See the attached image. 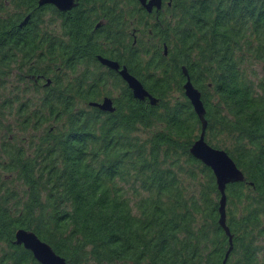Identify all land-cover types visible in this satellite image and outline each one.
<instances>
[{
	"label": "trees",
	"instance_id": "trees-1",
	"mask_svg": "<svg viewBox=\"0 0 264 264\" xmlns=\"http://www.w3.org/2000/svg\"><path fill=\"white\" fill-rule=\"evenodd\" d=\"M165 1L158 17L137 0H128L127 15L122 3H110L108 12L111 23L123 22L126 15L129 29L145 26L143 31L157 39L154 46L137 39L140 54H130L127 61L157 98L155 104L140 102L128 91L114 113L81 115L67 96L72 89L59 91L55 79L47 98L21 125L55 124L30 147L2 142L0 167L24 185L19 192L0 178V241L9 247L2 262L29 261V253L13 243L15 231L23 228L70 264L222 263L229 244L218 223L215 177L189 153L201 123L183 92L185 67L205 108L206 141L224 149L244 175L225 189L232 235L226 264H264V0ZM13 3L31 12L25 30L41 29L37 0ZM18 15L0 19V32L19 30ZM83 16L66 21L67 48L73 52L77 25L89 23ZM39 37L17 34L15 43L0 48L11 45L21 62L41 51L45 43L36 41ZM55 48L57 42H50V56ZM252 61L263 67L256 82L246 72ZM7 64L0 61V78ZM96 94L82 88L78 96L85 103ZM155 125L160 128L145 138L136 133L138 127ZM181 172L194 181L203 178L204 184L188 194ZM123 184L138 197V214Z\"/></svg>",
	"mask_w": 264,
	"mask_h": 264
},
{
	"label": "flooded vegetation",
	"instance_id": "flooded-vegetation-1",
	"mask_svg": "<svg viewBox=\"0 0 264 264\" xmlns=\"http://www.w3.org/2000/svg\"><path fill=\"white\" fill-rule=\"evenodd\" d=\"M137 1L139 6L147 14L153 15L154 12V17H158L160 14L157 12H163V4L168 3L165 0H160V6L158 8L153 7L150 12H147L140 4L139 0ZM114 2L122 3L127 15L128 0H72V6L66 10L58 9L55 4L51 2H45L42 5H39L37 0L35 5L36 9L40 10L39 12L43 20L48 14L50 16L49 24H57L58 27L56 32L49 30V28H44L43 25H46V23H43V25L42 23L40 24V30H25V28L29 26L31 12L27 9L28 11L26 12H21L23 10H20L19 13H16L15 8L11 14H19L16 17L20 22L18 25L19 30L15 27H12V29L2 30L0 32V46L2 43L6 45V42L15 43V37L17 34H36L40 36L36 39V41H43L45 45H42L41 51L38 50L37 54L33 57L30 59L26 58L21 62H16L18 60V55L19 57H21V55L18 54L16 49L11 47V45L0 48V61L5 59L8 62V64L3 67V76L6 77V73H13L14 76H16L18 72L21 79L25 80V82L33 88L35 93L39 94L38 96L41 101L47 98V89H53L55 86V79H57V88L59 91L63 90L65 92L72 89L71 93H67V96L72 97L73 100L76 101L77 106L75 109L80 110L82 112L81 115L85 114L86 111L91 112V114L98 113L102 117L105 116L106 113H114L118 107V102L124 101L128 91L134 99L140 102H149L148 98L140 100L134 97L132 90L120 74L122 69L125 68L144 86V83L138 75L133 73L128 67L127 61L130 54H135L134 57L136 54H140L139 50H141V47L137 43L136 36L138 33L143 32V28L145 26L141 28L134 25L129 29L126 15H124L123 22L118 21L111 23L108 18V12L111 11L110 3ZM11 6V4L4 5V3H2L0 5V12L2 13L6 11ZM115 10L116 12H119V8H115ZM79 15H84V18L87 17L89 19V23L82 28L80 24L77 25L78 30L76 31V34L79 36H77L74 43L73 52V50H69L67 48L68 30L65 28V25L66 21L71 19L73 16L78 18ZM116 15L118 14L116 13ZM6 17L7 16H4V18ZM135 17L141 19L137 15ZM0 19H3L2 15H0ZM137 22L140 23V21ZM81 29L84 30V33L82 34H80ZM147 30L149 29L147 28ZM149 34H151L150 30ZM43 36L44 39L42 38ZM6 37L11 38L6 40ZM152 39L154 44H156L157 39L155 37H152ZM50 42H57V48H55L56 53L52 56L48 53ZM154 44L151 43L149 45L154 46ZM164 48L166 47H163V55L167 57V50L166 53H164ZM6 50L9 51V58ZM104 60L115 63V67L110 66L111 64H106ZM184 80L185 77L183 76V82ZM70 84L73 86H70ZM82 88L84 90H88L89 93L97 92L94 99L88 100L85 103L80 101V96L78 95L80 89ZM145 89L147 90V88ZM147 91L153 96L149 90ZM104 98H110L112 107L114 108L112 112L101 110L90 104L92 102L101 103ZM13 243L17 247L23 248L30 255L29 261L23 264H40L34 258L30 250L26 249L22 244L15 243V238Z\"/></svg>",
	"mask_w": 264,
	"mask_h": 264
},
{
	"label": "water",
	"instance_id": "water-1",
	"mask_svg": "<svg viewBox=\"0 0 264 264\" xmlns=\"http://www.w3.org/2000/svg\"><path fill=\"white\" fill-rule=\"evenodd\" d=\"M45 2L55 4V6L60 10H66L72 6V0H38L39 5H42ZM139 2L147 12H150L153 7L158 8L160 6V0H139ZM164 51V53H166V48H164ZM104 62L115 67V63H111L109 61L107 62L106 60H104ZM181 72L185 77L182 84L184 95L189 100L194 113L201 123L200 134L189 148V153L194 158L201 161L204 165L208 166L214 174L216 186L220 194L218 223L226 234L229 244L221 263L226 264L232 250V235L226 225L225 189L226 185L229 183L242 181L244 179V175L224 149L215 148L206 141L205 130L207 121L205 119V108L201 100L200 91L193 85L185 67L181 68ZM120 74L132 90L134 97L140 100L148 98L150 104L152 105L157 102V98L149 94L143 84L136 77L131 75L125 68L122 69ZM90 104L104 111L112 112L114 110L110 98H104L101 103L92 102ZM14 238L15 243L22 244L26 249L30 250L34 258L40 264H70L65 261L63 257L56 254L49 244L39 239L38 236L30 230L19 228L15 231Z\"/></svg>",
	"mask_w": 264,
	"mask_h": 264
},
{
	"label": "rangeland",
	"instance_id": "rangeland-1",
	"mask_svg": "<svg viewBox=\"0 0 264 264\" xmlns=\"http://www.w3.org/2000/svg\"><path fill=\"white\" fill-rule=\"evenodd\" d=\"M8 1V2H7ZM4 3V5H12L9 9L4 12H0L2 17L10 15L16 6L13 3V0H0V5ZM19 9H15L16 13L28 11L25 7H18ZM12 15V14H11ZM46 19V20H45ZM45 19L42 18V25L44 28H49V30L55 31L57 30V24H49L50 16L47 14ZM136 26H138L136 24ZM140 43L149 45L151 43L154 44L152 37L145 33H138L136 36ZM246 72L248 76L253 79L255 82L263 74V67L260 61H252L247 65ZM6 77L0 78V116L2 115L0 122V159L3 158L1 144L2 142H11L14 144L21 145L23 147H30L35 143V140L44 133L48 126H52L55 123L53 121H47L42 123L39 126H35L33 121L29 122L26 127L21 125L23 119H26V116L32 115L35 108H38L41 104L39 94L35 93L33 88L25 82V80L21 79V76L17 72V75L14 76L12 73H6ZM26 83V84H25ZM178 94V93H175ZM32 113V114H31ZM35 127V128H32ZM160 128L159 125L152 126L150 129H144L142 127H138L136 133L141 137H147L152 131ZM180 162L185 163L184 157H180ZM183 171L185 168L182 166ZM181 184L185 188L188 194L193 193L198 188L204 184L203 178L199 181H194L189 178L184 172H181ZM0 178L2 181H5L7 185L6 187L14 188L21 192L24 188V185L18 180L14 173H9L3 171L0 167ZM124 189H126V195L130 198V203L132 205V210L135 214H138L137 210L134 207V203L137 200V196L133 195L132 188L128 184H123ZM213 197V195H211ZM261 241V240H260ZM9 251V247L0 241V264H11V262H2L4 255Z\"/></svg>",
	"mask_w": 264,
	"mask_h": 264
}]
</instances>
